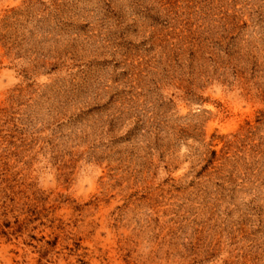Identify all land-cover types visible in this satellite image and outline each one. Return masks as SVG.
Listing matches in <instances>:
<instances>
[{
    "label": "rangeland",
    "instance_id": "obj_1",
    "mask_svg": "<svg viewBox=\"0 0 264 264\" xmlns=\"http://www.w3.org/2000/svg\"><path fill=\"white\" fill-rule=\"evenodd\" d=\"M0 264H264V0H0Z\"/></svg>",
    "mask_w": 264,
    "mask_h": 264
}]
</instances>
